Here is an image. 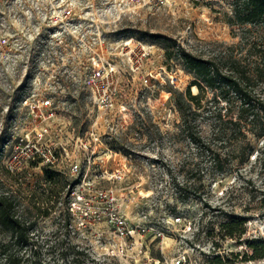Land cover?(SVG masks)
I'll use <instances>...</instances> for the list:
<instances>
[{
	"label": "rangeland",
	"instance_id": "obj_1",
	"mask_svg": "<svg viewBox=\"0 0 264 264\" xmlns=\"http://www.w3.org/2000/svg\"><path fill=\"white\" fill-rule=\"evenodd\" d=\"M234 1L0 0V185L36 219L42 253L34 264H64L60 252L72 244L84 252L79 264H173L181 255L186 264H210L215 253L230 251L240 252L227 255L231 264H264L238 262L251 255L246 240L264 239V137L248 136L253 149L242 164L233 149L239 142H231L222 150L227 172L214 175L209 156L181 130L174 101L178 92H198L174 57L177 45L206 58L246 56ZM247 36L250 45L259 42L253 28ZM102 57L130 72L122 73L111 110L99 108L81 84ZM31 93L53 95L73 137L99 135L97 153L77 156L88 186L76 184L64 160L50 180L42 165L6 170V142ZM197 121L206 133L210 119ZM193 167L205 175L203 184L181 201L172 177L180 181ZM79 196L103 214L118 210L133 236L122 239L106 219L89 218ZM230 212L246 218L239 239L217 234Z\"/></svg>",
	"mask_w": 264,
	"mask_h": 264
},
{
	"label": "trees",
	"instance_id": "obj_2",
	"mask_svg": "<svg viewBox=\"0 0 264 264\" xmlns=\"http://www.w3.org/2000/svg\"><path fill=\"white\" fill-rule=\"evenodd\" d=\"M235 22L242 26L241 41H245L244 58L226 53L219 58H206L195 55L177 45L174 57L183 69L193 77L198 92L190 90L178 92L174 96L180 116L181 130L200 153L207 154L210 166L215 173H226L224 148L233 141L239 142L237 164L248 160L252 153L249 135L256 139L264 137V0H235L233 4ZM257 35L259 42L248 43L247 33ZM210 119L209 129L202 132L199 117ZM8 141V140H7ZM47 179L57 176L58 171L43 167ZM204 174L199 168H189L182 174V180L172 182L179 192L181 201H186L192 185H202ZM40 209V207H38ZM45 210L44 214H48ZM246 218L225 213L219 222L217 234L222 238H241L245 232ZM36 219L29 217L27 211H20L16 196L0 185V264L39 263L42 246L35 240ZM212 232L209 236H212ZM251 255L238 262L264 258V239L246 240ZM50 245L47 244L49 251ZM83 250L76 245H68L61 250L59 258L67 264H79ZM227 255L238 256L240 252L215 253L210 264H231ZM236 264V263H233Z\"/></svg>",
	"mask_w": 264,
	"mask_h": 264
},
{
	"label": "built area",
	"instance_id": "obj_3",
	"mask_svg": "<svg viewBox=\"0 0 264 264\" xmlns=\"http://www.w3.org/2000/svg\"><path fill=\"white\" fill-rule=\"evenodd\" d=\"M66 17L72 14V9L67 8ZM78 25L82 21H76ZM97 66L84 74L81 81L82 87L89 90L96 98L99 108L111 110L116 94L120 91V77L122 73L130 74L129 69H119L116 65L106 61L105 57L99 59ZM131 69V68H130ZM22 108H25L23 115L15 119L14 132L8 139L10 151L5 157V168L14 173L23 167L42 165L51 169L59 168L61 161L65 162L71 174L78 175L76 184H89L77 156L79 153L93 155L98 152L96 147L100 141L99 135L90 130L84 136L73 137L66 129L63 121L59 120L60 105L54 100L53 95L31 93L21 101ZM65 127V128H64ZM68 131V132H67ZM89 160L87 168H89ZM55 170V169H54ZM87 210L84 214L94 221L106 219V222L114 228V233L120 238L133 236L134 229L130 228L126 218L118 210H111L105 214L91 207L89 201L82 196L78 197ZM70 211L73 207L70 203ZM173 264H186L183 255L174 259Z\"/></svg>",
	"mask_w": 264,
	"mask_h": 264
}]
</instances>
